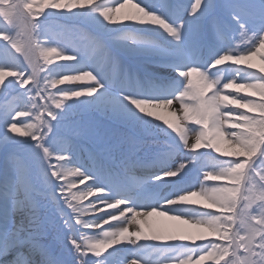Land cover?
I'll list each match as a JSON object with an SVG mask.
<instances>
[{
	"label": "snow or ice",
	"instance_id": "1",
	"mask_svg": "<svg viewBox=\"0 0 264 264\" xmlns=\"http://www.w3.org/2000/svg\"><path fill=\"white\" fill-rule=\"evenodd\" d=\"M0 264H264V0H0Z\"/></svg>",
	"mask_w": 264,
	"mask_h": 264
},
{
	"label": "bare ground",
	"instance_id": "2",
	"mask_svg": "<svg viewBox=\"0 0 264 264\" xmlns=\"http://www.w3.org/2000/svg\"><path fill=\"white\" fill-rule=\"evenodd\" d=\"M154 219H163V218H154ZM168 223H174V222H170V221H169Z\"/></svg>",
	"mask_w": 264,
	"mask_h": 264
},
{
	"label": "rangeland",
	"instance_id": "3",
	"mask_svg": "<svg viewBox=\"0 0 264 264\" xmlns=\"http://www.w3.org/2000/svg\"><path fill=\"white\" fill-rule=\"evenodd\" d=\"M154 260H156L157 258L156 257H153Z\"/></svg>",
	"mask_w": 264,
	"mask_h": 264
}]
</instances>
